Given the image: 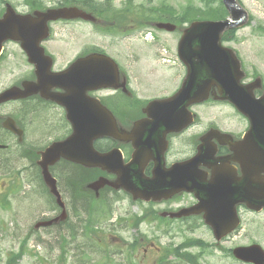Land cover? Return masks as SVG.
I'll return each instance as SVG.
<instances>
[{
	"label": "rangeland",
	"instance_id": "374dc122",
	"mask_svg": "<svg viewBox=\"0 0 264 264\" xmlns=\"http://www.w3.org/2000/svg\"><path fill=\"white\" fill-rule=\"evenodd\" d=\"M33 1L40 5H33ZM95 1L97 4L108 3L117 11L115 17H120L117 24L112 28H97L90 22L82 21L50 23L51 36L43 43V47L55 56V69L64 68L80 49L97 48L114 58L130 74L131 86L140 104L173 94L186 73L176 50L181 31L176 29L174 32H166L154 26L160 19L176 23L172 20H176L175 13L196 0ZM239 1L248 13L247 23L230 30L232 32L227 38L223 37L222 45L236 52L246 72L245 82H252L255 80L254 76L260 75L264 84V0ZM5 2H9L19 13L30 12L35 8L75 4L72 0H0V14L4 10ZM129 4L130 10L126 7ZM96 14L101 16V13ZM185 14L183 11L180 20ZM152 22L154 26L149 27ZM186 23L187 21L181 24L187 25ZM1 57L0 92L15 84L27 70L18 43H6ZM192 111L198 116V124L177 143L190 142V135L201 131L210 122L235 133L245 131L248 126L243 116L227 102L207 101L193 106ZM222 120L237 122L238 126L234 128L230 124L225 125ZM35 124L38 129V123ZM63 131L54 133L61 136ZM50 132V129H45L39 135L43 144L54 139L52 134H47ZM19 152L15 145L5 153L0 152V161L5 156L9 157L5 165L0 164V191L4 182L10 183L7 206L3 202L6 196L3 191L0 192V264L11 263V252H17L21 246L23 254L14 264H158L163 257L167 264H193L192 261H197V264H250L237 260L229 250L253 242L264 248V210L253 212L240 209V226L221 242H216L210 229L196 219L187 222L142 223L136 226L135 222L147 220L149 213H152L151 206L133 204L123 192L104 193L107 200L111 201L107 206L109 209L102 211V215H95L98 221L88 215V221L82 224L84 233L77 234L75 241L68 234L78 230L76 212L69 214L61 227L39 226L35 229L34 225L39 220L53 216L52 204L47 186L38 179L35 168L29 164V161L34 162L36 152H29L28 160ZM23 155L27 156V153ZM37 158L39 159L38 156ZM71 171L69 164L60 162L51 172L58 184L63 183L66 186L64 179L69 178L68 173ZM77 180L82 181L80 177ZM83 185L79 183L78 191L88 193L89 190ZM190 202L191 198H188V203ZM179 204L182 201H173L169 205L176 207ZM99 205L100 203L97 204ZM139 209L144 210L141 213ZM131 241L135 245L129 243ZM88 246L94 250L92 256L95 259L100 261L103 256L108 255L110 261L98 262L89 259L90 257L82 253V248ZM177 253L186 255L187 258L178 259L175 256Z\"/></svg>",
	"mask_w": 264,
	"mask_h": 264
},
{
	"label": "water",
	"instance_id": "95a60500",
	"mask_svg": "<svg viewBox=\"0 0 264 264\" xmlns=\"http://www.w3.org/2000/svg\"><path fill=\"white\" fill-rule=\"evenodd\" d=\"M229 16L223 20H197L189 26L182 28V34L177 45L179 59L186 66V75L179 89L171 96L154 99L148 102L143 109L147 117L135 123L134 131L139 127L146 135V145L154 143L156 137L153 135L165 134L169 131L178 130L192 121V114L189 106L204 101L210 95L214 99L228 100L235 108L244 114L250 126L245 133V137L239 143H243L251 151V163L246 168L244 181H238L237 188L229 190L227 183H221L217 178L211 184L203 181L187 180L186 190H193L201 201H209L208 209L204 214V220L212 227L216 239L222 238L227 233L233 231L239 224V217L236 212V204L244 203L247 207L259 211L264 207V89L259 96H255V88L261 87V78L257 77L250 83H242L241 79L245 73L241 68V63L236 52L222 45L221 37L223 33L233 27L242 26L247 22V11L238 4L237 0H222ZM81 17L96 24L105 25L106 22L94 16L91 12L77 6H62L57 8H46L44 10H34L31 13H17L12 6L7 3L6 9L0 16V53L3 43L6 40H14L28 53L30 60L35 64V73L39 82L50 81L53 86H59L64 92L50 94L48 97L65 105L67 109V119L72 122L73 133L62 141H56L41 153L38 162L41 167L44 182L50 191L60 197L56 188V181L48 170V166L59 158L63 157L79 163L87 164L84 153L90 151L91 166L100 165L109 172L118 174L127 172L123 177L114 181H109L104 177H99L90 184L96 194L98 189L105 184L113 188H124L129 191L133 198L140 197L149 199L148 196L140 194L147 189L148 181L142 179L137 174L135 186L134 171L135 165L129 163L122 165L121 162L113 159V149L108 153H98L92 146L93 139L102 135H113L114 132L102 131L101 133L84 131L83 123L75 125L70 116V104L73 100L70 89L78 87L90 81V89L98 87H117L116 63L105 54L92 53L86 57L79 58L71 63L65 70L51 72V62L42 65L40 60L50 58L44 55L40 45L41 40L48 37V22L58 18ZM157 28L172 31L175 25L169 22L155 23ZM87 72V74H84ZM41 87L40 85L29 83L32 92ZM88 84L85 85V89ZM18 87L12 86L0 93V102L24 96ZM3 126L14 131L18 135V129L14 120L7 117ZM200 156V153L197 157ZM243 185L245 188L243 189ZM158 194L157 189L154 190ZM158 198V196H154ZM201 205H195L182 209L170 216L189 215L198 213ZM61 216L45 222L35 224L49 225ZM233 255L244 262L253 264H264V249L257 243L244 246H236L232 250Z\"/></svg>",
	"mask_w": 264,
	"mask_h": 264
},
{
	"label": "flooded vegetation",
	"instance_id": "af4514ba",
	"mask_svg": "<svg viewBox=\"0 0 264 264\" xmlns=\"http://www.w3.org/2000/svg\"><path fill=\"white\" fill-rule=\"evenodd\" d=\"M59 21L68 22L72 20ZM8 42L10 41H7L6 43ZM20 49L24 55L27 70L25 75L13 85H19L21 87L23 83L29 82L38 83L41 87L37 89L36 93H31L22 98L11 99L0 103V144L5 146L0 148V152L5 153L9 151L12 145H15L19 149V153L28 160L29 152H36V155L40 157L39 153L53 142L63 140L71 135L74 131V127L71 122L66 120V110L64 106L46 97L51 93L62 92V89L53 86L50 81L39 82L36 79L34 72L35 65L30 60V56L22 48ZM44 52L51 57V60L42 58L40 62L42 65L51 62V70L53 71H61L65 69L78 57H83L91 53H105L103 50L97 48L88 47L80 49L75 54L73 60L64 68L55 69V56L49 54L45 48ZM116 63L125 75L124 77L119 76V80L116 81L118 88L111 89L99 87L90 89V81H88L83 85L72 87L70 89L73 98L70 104V114L73 123L75 125L83 123L84 131L87 133H90L91 131L100 133L102 130H106L110 123H113L119 132H124L126 134V136L122 138L113 135L96 137L93 139L92 145L98 153H107L113 149H117L113 150V159L121 162L122 165L133 163V165L136 166L133 171V173H136L133 182L135 186L137 185V174H140L142 179L148 181L147 190L143 191V194L146 193L151 195L155 188L157 189L158 196H160V199L158 200L150 199L147 202L142 199L132 200V203H137L136 205L138 206L139 204H142L143 207H145L144 205L151 206L150 210L152 213H149L150 217L148 216L147 220L141 221V223L154 224L155 222L171 221L187 222L191 219H196L204 224L201 215L173 218L168 215L165 217L159 215L166 211H177L181 208H186L197 202L195 192L193 190L188 192L185 189L187 180L203 181L207 184H211L214 179L219 178L221 179V183H227V188L229 190L236 189L238 185L236 179L242 176L244 168H241V164L250 162L251 151L246 149L245 145H243V153L247 155V158L236 157L238 155H235L237 150H235L236 146L234 143L242 138L248 126L245 131L235 133L230 129L221 126L218 127L210 122L201 131L190 135V142L177 143L182 136L198 124V116L196 114L193 121L188 126L178 130L169 131L165 136L163 134L153 135L152 137H156L154 143L146 145L145 141L147 137L142 129L139 127L133 132L132 130L135 121L147 115L142 111V108L149 100L144 101V104H140L137 94L131 86L132 80L130 74L128 72L127 74L119 66L117 61ZM84 74H87V72H84ZM122 78L124 79V83H122ZM87 84L88 88L85 89V85ZM256 93L259 94L260 92L256 91ZM101 105L110 111L114 117V121L107 117V114L103 111ZM6 115L14 119L16 125L21 130L20 136L3 127L2 124L6 119ZM244 119L247 121V125H249L248 120L246 118ZM35 123H38V129ZM222 123L225 125L230 124L234 128H237L238 126L237 122H226L222 120ZM45 129H50L51 132L47 134H52L54 136V139L47 144H43L42 139L39 138V135L43 134ZM59 130L63 131L61 136L54 133V131L59 132ZM22 153H27V156ZM199 153L200 156L197 157ZM37 156L34 159V162L29 161V164L31 167L35 168L38 179L42 180L41 170L37 165ZM84 156L87 164H90V151H86ZM8 160L9 157L5 156L1 159L0 164L2 163L5 165ZM59 160L56 161L58 163L49 167L50 172H53L60 162H66L70 165V169L72 170L68 173L69 178L65 177L64 179V181L66 180L65 182H67L66 186L63 183H57V188L61 194L66 212H68V215L74 212H76V214H87L86 212L90 211L92 195L90 193H80L78 191L79 183L82 185L84 182L89 183L99 176L112 179L115 178L117 174L106 171L100 165L91 166L73 160ZM74 172L75 174L78 173L80 176L75 175ZM126 174L127 172L124 171L119 172L118 178L123 177ZM79 177L82 179L81 182L77 180ZM84 186L85 185H83V187ZM1 191H3L6 196L3 199V202L7 206L9 203L8 196L10 194V183L4 182ZM105 192L113 194L120 192L124 193L123 190L113 191L110 187H104L101 193L105 199H107L104 195ZM126 195L128 194L126 193ZM188 198H191L190 203H188ZM50 199L52 204L51 210L56 216L60 213L62 208L56 203L52 196ZM183 200H185V202ZM173 201H182V204L173 207L169 205ZM108 202L111 203L109 200ZM202 204L208 207L209 201L203 199ZM242 208L247 209L243 204L237 205L238 212ZM143 210L144 209H139L141 213ZM79 222L80 217H78V223Z\"/></svg>",
	"mask_w": 264,
	"mask_h": 264
},
{
	"label": "trees",
	"instance_id": "16d2710c",
	"mask_svg": "<svg viewBox=\"0 0 264 264\" xmlns=\"http://www.w3.org/2000/svg\"><path fill=\"white\" fill-rule=\"evenodd\" d=\"M72 2L79 4V5H81L85 8H88L90 10H93V12H96L98 14L101 13V16H105V17H107V19L109 18L110 20L112 19L115 22V24H117V19L120 18V17H115V13L117 11L113 10L111 5L108 3L107 4H97L95 0H72ZM32 3L35 6L40 5V4L35 3V1H33ZM126 7L129 8L130 4ZM129 10H130V8H129ZM183 11L186 14L184 15V18L180 20L182 14H183ZM125 15H126V13H125ZM175 16H176V20L175 19H172V20L176 21L177 24H181L185 21L190 22L193 19H203V18L221 19V18H224L227 16V12H226V9L224 8L221 0H196V2L192 1V2L184 5L183 8L178 10V13H175ZM231 32L232 31L226 32L224 35V39H226L228 34ZM96 214L102 215L101 212H97ZM92 215H93V220L98 221V217L95 216V212L92 213ZM72 233H73L74 237L77 234H81V232H78V231H72ZM133 244L135 245L134 242H133ZM88 247H90V248L86 249ZM88 247L82 248V253H85L88 257H90L89 259L96 260L98 262L105 261V260L110 261V258L108 255L103 256L100 261L97 258L95 259L94 256H92V253L94 250H92L91 246H88ZM22 250H23V247L21 246L20 250L17 253L11 252L12 255L10 257L13 258V261L9 264H14L16 262V259L21 257V255L23 254ZM175 256L178 259H181V258L186 259L187 258L186 255H182L179 253H177V255H175ZM192 262H193V264H197V261H192ZM103 263L101 262V264H103ZM119 264H121V263H119ZM158 264H167L165 261V258L163 257V260H159Z\"/></svg>",
	"mask_w": 264,
	"mask_h": 264
}]
</instances>
